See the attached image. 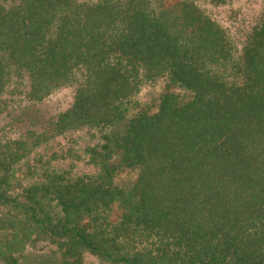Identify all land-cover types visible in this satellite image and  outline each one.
Here are the masks:
<instances>
[{
	"label": "trees",
	"instance_id": "16d2710c",
	"mask_svg": "<svg viewBox=\"0 0 264 264\" xmlns=\"http://www.w3.org/2000/svg\"><path fill=\"white\" fill-rule=\"evenodd\" d=\"M38 249L264 264V11L242 32L194 0H0V264Z\"/></svg>",
	"mask_w": 264,
	"mask_h": 264
},
{
	"label": "rangeland",
	"instance_id": "374dc122",
	"mask_svg": "<svg viewBox=\"0 0 264 264\" xmlns=\"http://www.w3.org/2000/svg\"><path fill=\"white\" fill-rule=\"evenodd\" d=\"M203 10L207 11L218 22L231 28H238L246 32L260 17L264 11V0H232L229 5L215 7L208 0H194ZM71 93L66 91L56 97L57 100H70ZM102 132L94 136L80 135L78 144L82 145L81 149L88 146H96L102 141ZM79 149V148H77ZM81 166V163L78 164ZM25 259V264H58L52 254L47 251L38 249L32 251ZM85 264H102L94 258H88Z\"/></svg>",
	"mask_w": 264,
	"mask_h": 264
}]
</instances>
